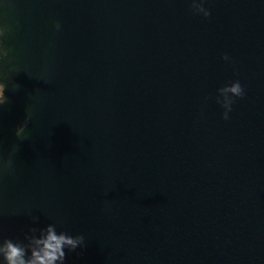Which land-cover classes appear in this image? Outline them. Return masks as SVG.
<instances>
[{"label":"water","instance_id":"1","mask_svg":"<svg viewBox=\"0 0 264 264\" xmlns=\"http://www.w3.org/2000/svg\"><path fill=\"white\" fill-rule=\"evenodd\" d=\"M206 7L207 19L188 0L0 9L17 72L0 157L18 145L0 171V234L84 235L67 264H264V2ZM236 79L246 94L224 121L211 98Z\"/></svg>","mask_w":264,"mask_h":264},{"label":"clouds","instance_id":"2","mask_svg":"<svg viewBox=\"0 0 264 264\" xmlns=\"http://www.w3.org/2000/svg\"><path fill=\"white\" fill-rule=\"evenodd\" d=\"M264 2V0H261ZM209 0H188L189 9L193 15H199L207 19L211 11L206 5ZM9 0H0V9L7 8ZM57 31L60 30V24L55 25ZM11 27L0 19V67H2L13 53L11 47L5 46V40L11 33ZM221 59L227 63H234L227 54L222 55ZM10 71H15V66H10ZM5 77L0 72V108L7 102L6 90L7 84ZM245 88L239 79L225 82L216 89L214 99L215 103L223 110L221 118L224 121L230 119L229 114L233 111V105L244 98ZM209 97H205L207 101ZM31 114L26 113L24 121L15 129V136L23 139ZM18 145L10 146L9 158L5 161L0 157V171L4 169L12 170V156L17 152ZM32 225H38L40 218L36 215L30 217ZM85 248V236L82 234L73 235L71 232L57 230L56 223H49L43 227L29 226L23 233V238L9 237L0 234V264H67V256L71 253L81 255ZM80 251H77V250Z\"/></svg>","mask_w":264,"mask_h":264},{"label":"flooded vegetation","instance_id":"3","mask_svg":"<svg viewBox=\"0 0 264 264\" xmlns=\"http://www.w3.org/2000/svg\"><path fill=\"white\" fill-rule=\"evenodd\" d=\"M5 15H1L0 16V19H2L4 21L5 19ZM7 23V22H5ZM6 42V41H5ZM6 47H9L8 44H5ZM15 54H14V50H13V53L10 54L9 58H7V60L5 61L4 65L2 67H0V72H2L4 74V77H5V80L4 82L5 83H10V79H12L14 77V75H16V71H10V67H8L9 63L12 62H16L14 61L15 60Z\"/></svg>","mask_w":264,"mask_h":264}]
</instances>
